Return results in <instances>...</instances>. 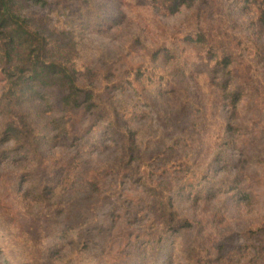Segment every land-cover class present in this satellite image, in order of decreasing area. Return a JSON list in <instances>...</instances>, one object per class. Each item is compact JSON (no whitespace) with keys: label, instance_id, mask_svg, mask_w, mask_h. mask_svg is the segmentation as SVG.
<instances>
[{"label":"rangeland","instance_id":"1","mask_svg":"<svg viewBox=\"0 0 264 264\" xmlns=\"http://www.w3.org/2000/svg\"><path fill=\"white\" fill-rule=\"evenodd\" d=\"M48 1H25L22 13L59 34L95 99L63 112L57 96L39 102L47 139L37 154L0 140V264H255L249 231L264 219V137H253L264 128L259 4ZM3 82L0 71V90ZM168 198L185 222L170 234Z\"/></svg>","mask_w":264,"mask_h":264},{"label":"trees","instance_id":"2","mask_svg":"<svg viewBox=\"0 0 264 264\" xmlns=\"http://www.w3.org/2000/svg\"><path fill=\"white\" fill-rule=\"evenodd\" d=\"M25 1L41 6L54 3L48 0H0V71L4 77L0 90V140L10 139L26 155L37 154L42 140L47 139L42 132L43 126L37 122L41 113V109L37 107L39 102L50 104L51 97L57 96L56 104L63 112L81 106H93L95 96L94 87L91 83H86L82 71L75 63V54L55 36L59 34L54 31L46 34L38 25L31 23L30 17L22 13ZM188 1L171 0V5L175 8ZM242 1L259 4V21L264 24V1ZM240 95L241 91L237 90L231 93L234 104L240 99ZM55 124V127L59 126L57 121ZM228 124L224 126L225 129L231 128L232 125ZM222 135L225 136V133ZM257 136L264 137V128L253 134L254 138ZM246 148L247 151L248 147ZM234 188L233 185L229 189ZM47 191L45 187L43 193ZM237 192L242 197L248 195L241 192V189ZM166 203L162 226L170 234L185 227V222H177L169 198ZM249 232L255 237V264H264V219ZM159 240L161 241V237L156 241ZM145 241L150 242L151 239ZM53 244L58 242L54 241Z\"/></svg>","mask_w":264,"mask_h":264}]
</instances>
